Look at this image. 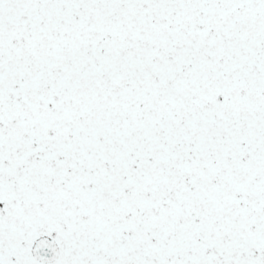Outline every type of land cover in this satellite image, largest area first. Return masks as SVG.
Listing matches in <instances>:
<instances>
[{
	"label": "snow or ice",
	"instance_id": "obj_1",
	"mask_svg": "<svg viewBox=\"0 0 264 264\" xmlns=\"http://www.w3.org/2000/svg\"><path fill=\"white\" fill-rule=\"evenodd\" d=\"M0 264H264V0H0Z\"/></svg>",
	"mask_w": 264,
	"mask_h": 264
}]
</instances>
